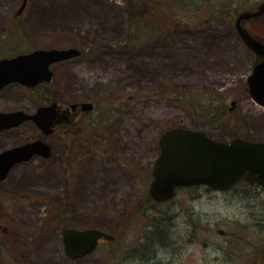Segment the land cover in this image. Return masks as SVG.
Returning <instances> with one entry per match:
<instances>
[{"label": "rangeland", "instance_id": "obj_1", "mask_svg": "<svg viewBox=\"0 0 264 264\" xmlns=\"http://www.w3.org/2000/svg\"><path fill=\"white\" fill-rule=\"evenodd\" d=\"M183 1L28 0L25 14L14 18L21 0H0V57L38 48L80 47L81 59L53 67L54 87L60 99L89 100L98 106L97 115L80 118L75 136L58 144L48 141L53 155L45 163L35 161L23 170L43 173L38 190L43 204L38 209L45 239L42 256L31 264H118L121 240L127 252L137 248L142 254L169 238H174L173 245L175 239H188L183 264H264V194L245 182L228 191L182 188L173 205L152 206L148 216L135 212L125 236L117 237L122 202L126 211V205L148 199L149 173L164 131L202 130L226 142L245 128L249 140L264 139V113L257 120L245 116L244 124L241 97L233 91L250 63L242 60L243 50L236 55L231 47V24L210 12L220 9L219 15L231 16V7H224L231 0L205 1L202 11L199 0ZM101 5L107 14L99 12ZM195 18L199 23H184ZM235 98L238 109L231 113ZM44 100L42 94L12 87L0 93V109L32 111ZM201 102L216 106L207 108ZM208 111L218 117L210 118ZM174 215L179 216L175 222ZM149 216L168 218L176 236L172 230L166 234L162 225V231L143 229L152 223ZM196 220L202 233L192 238L189 228ZM68 227L101 229L115 239L71 262L65 258L61 236ZM160 258L165 262L169 257Z\"/></svg>", "mask_w": 264, "mask_h": 264}, {"label": "flooded vegetation", "instance_id": "obj_2", "mask_svg": "<svg viewBox=\"0 0 264 264\" xmlns=\"http://www.w3.org/2000/svg\"><path fill=\"white\" fill-rule=\"evenodd\" d=\"M28 5V2H27ZM27 5L24 10L17 14V10L14 13V18L22 17L27 9ZM264 6V0H231V47L234 49L236 55H240L243 50V59H247L250 63V67L248 73L245 77L235 83L233 86V91L235 92L234 96L236 98H240L239 105L237 104V99L235 98L231 102V113L236 111L237 105L239 107V112L241 113V118L244 120V124L248 123L245 118L247 116L250 119H258V116L264 113V106L258 105L252 98L251 92L252 89L249 84V77L252 75L254 67L264 63V9L261 12V8ZM217 10H213V12ZM245 36L250 39L248 41L245 39ZM253 43H258L261 46L260 52H257L252 48ZM135 46V45H133ZM73 48V47H69ZM80 49V47H76ZM81 50V49H80ZM32 51V50H31ZM30 52V51H28ZM26 53V52H25ZM20 54V53H18ZM16 54V55H18ZM13 55V56H16ZM13 56H2V58H9ZM80 56V55H79ZM76 57L67 61H62L51 65V70L53 72V67L58 64H64L69 62L78 61L81 57ZM86 61V59H84ZM83 64V63H81ZM80 64V65H81ZM235 76H234V78ZM56 81V75L53 72L52 78L49 82H42L35 87L28 88L20 84H9L0 89V93L10 89L12 87L18 88V90L24 92L38 93L42 94L45 97V100L34 106L32 111L27 110L25 107L18 108H2L0 112L7 113L12 111H23L26 114H34L39 108H55L56 116L55 120L49 127V131L43 129L42 122L37 123L33 120H26L19 127L4 130L0 132V154L4 151L24 146L28 143H33L36 141H42L49 147V156L47 158L42 157L41 155H33L31 159L19 162L14 164L6 173L5 177L0 180V264H31L32 259L35 258L36 262L38 261V257L42 256L43 249V218L42 213L39 212L38 207L42 206L43 201L38 198V190L42 188L40 175L43 173H39L36 170L30 171L28 174L24 173V169H26L27 165H30L32 162L39 161L41 163H45L52 155L51 147L48 141L51 139L53 143L58 144L60 141H64L68 139V137L75 136L77 133L75 131L76 124L79 122L80 118L83 115H90L92 112H95L97 115L98 106L96 102H90L89 100H76L74 102H70V100L60 99L58 93L60 90L54 87ZM83 81V80H82ZM86 80H84L85 82ZM238 81V80H237ZM243 97V98H242ZM244 99V100H241ZM88 104L89 106L85 107L83 104ZM248 103V104H247ZM88 108L87 110H84ZM252 108H259L261 111H256ZM241 127V126H240ZM245 129V128H244ZM242 129H239V133L234 137H238L241 139H247L244 136ZM249 131V129H248ZM48 132V134L46 133ZM160 141V137L158 139V143ZM252 141V140H251ZM260 141H264L260 140ZM157 156L155 158L154 164L157 158L160 155L159 144ZM151 166V171L149 173L150 180H153V167ZM29 179L30 183L28 185L22 186L18 184V182ZM150 181V183H151ZM245 182V181H241ZM239 182V183H241ZM149 183V185H150ZM246 183V182H245ZM249 184V183H247ZM203 186H192V187H182L183 189H200ZM251 189L258 188L260 192L264 194V186L260 185H252L248 186ZM182 188H176L174 192L173 198L164 202L154 201L149 195L148 199L144 202H139L136 204L131 203L129 206L126 205V211L123 209L125 207V203L122 202V205L119 208L120 213V222L118 223V236H125V229L127 227V223L129 219L134 218L135 212H141L146 215L148 212V208L160 207V206H170L173 205V199L176 196L178 190ZM148 193V189H147ZM195 197L196 199L198 198ZM262 209L260 220L261 223L264 224V199L261 202ZM184 208L183 206H181ZM41 215V216H40ZM174 222L179 219L178 215H174ZM152 219V223L147 222V225L143 228L146 230H159L162 231L160 225L164 227L166 234H171L176 236L175 229H171L168 226L167 219L162 217L149 216ZM148 217V219H149ZM199 218V217H198ZM58 219V216H57ZM187 219V218H186ZM183 218V222L186 220ZM160 222H163L159 224ZM173 222V224H174ZM49 225L51 224L50 219L47 222ZM54 223V220H53ZM52 226H54L52 224ZM66 229H77V230H85L88 228H72L68 227ZM185 229V228H184ZM65 230V229H64ZM61 232L62 243H63V252L65 254V258L71 262L75 260H81L96 251V249L101 245L102 242H112L115 239L113 236L112 240H104L100 239L98 241L96 249L83 257L73 258L65 249V243L63 239V231ZM101 230V229H98ZM183 230V228H181ZM190 236L192 238H196L197 235L201 236L202 226H199V223L195 222V227L192 228L190 226ZM195 233L193 234V231ZM103 231V230H101ZM105 232V231H104ZM108 233V232H107ZM146 239V237H143ZM177 238V237H176ZM174 238L167 239L168 242L166 244L158 241L154 243V246H158V248H150L149 250H142V254H139L141 250L137 248L130 249V253L127 252V248L125 243H120L119 248V259H117L118 264H133L134 261H137L139 264H183L184 262V252L187 250V238L182 242L177 243L178 240H174L175 245H173L172 241ZM166 240V239H165ZM182 240V238H180ZM157 241V240H156ZM164 246H169V250L165 249ZM138 254H137V252ZM136 252V254H135ZM161 254H165L169 257L165 262L160 258ZM58 264V262L56 263Z\"/></svg>", "mask_w": 264, "mask_h": 264}, {"label": "water", "instance_id": "obj_3", "mask_svg": "<svg viewBox=\"0 0 264 264\" xmlns=\"http://www.w3.org/2000/svg\"><path fill=\"white\" fill-rule=\"evenodd\" d=\"M22 0L17 14L26 7ZM264 6L261 8L263 11ZM245 39L250 41L248 37ZM252 48L262 49L258 43ZM80 50L37 49L11 58L0 59V89L9 84L28 88L52 78L51 65L78 57ZM251 98L264 106V63L255 66L249 77ZM85 107L88 104H83ZM85 108L84 110H87ZM55 108H39L34 114L23 111L0 112V132L19 127L26 120L42 122L43 129L55 120ZM48 134V132H46ZM160 155L153 167V181L148 188L149 196L157 202L174 196L176 188L205 186L218 191H227L241 180L264 186V141H250L234 137L227 142L209 138L205 132L186 128H172L160 136ZM49 156V147L42 141L4 151L0 154V180L16 163L31 159L33 155ZM113 237L97 229H65L63 239L66 251L79 258L92 253L99 239Z\"/></svg>", "mask_w": 264, "mask_h": 264}, {"label": "trees", "instance_id": "obj_4", "mask_svg": "<svg viewBox=\"0 0 264 264\" xmlns=\"http://www.w3.org/2000/svg\"><path fill=\"white\" fill-rule=\"evenodd\" d=\"M182 0H177V1H175V0H173V2H177V3H179L180 4V2H181ZM189 1V4H190V1L191 0H184L183 1V3H187ZM205 1H214V0H199L197 3H199V5L197 6V8H199L200 6V8H199V10H201L202 9V7H203V3H205ZM220 1V0H219ZM223 1V0H222ZM229 4H225V6L224 7H231V3H230V1L228 2ZM220 6V5H219ZM213 7L214 6H212V9H213ZM223 8V7H222ZM214 10H217L216 12L214 11L213 12V10H210V12H212V16H217V17H221V20H223V21H225L226 23H228V24H231V16H224L223 14H221V15H219L218 14V12H220V9L218 10V9H214ZM202 11V10H201ZM204 11V10H203ZM219 15V16H218ZM202 16V15H201ZM213 19H214V17H213ZM212 19V20H213ZM185 21H187V20H185ZM199 20H197L196 18L195 19H188V21L187 22H184L185 24H195V23H199L198 22ZM189 22V23H188ZM199 104V103H198ZM200 105H202V106H204V107H207V108H214L215 106H216V103H212V102H210V103H208V104H205V103H203V102H201L200 103ZM215 105V106H214ZM209 116H210V118L211 117H218V114L217 113H215V114H212V111H208V113H207ZM216 140V139H215Z\"/></svg>", "mask_w": 264, "mask_h": 264}, {"label": "bare ground", "instance_id": "obj_5", "mask_svg": "<svg viewBox=\"0 0 264 264\" xmlns=\"http://www.w3.org/2000/svg\"><path fill=\"white\" fill-rule=\"evenodd\" d=\"M85 4H87V3H85ZM84 6H85V5H84ZM101 7H103V6L101 5V6L99 7V9L101 10V11H99V12H103V15H104L106 12H104V10H102ZM60 13H61V11H57V10L54 12V14H55V15H58V16H60ZM74 13H77V12H74ZM91 13H92V14H93V13H96V15H97L96 10H95V11H94V10L91 11ZM106 14H107V13H106ZM89 15L91 16V14H89ZM78 19H79V18H78ZM78 21H79V20H78ZM115 26H117V25H115ZM117 27H118V26H117ZM111 28H112V27H111Z\"/></svg>", "mask_w": 264, "mask_h": 264}]
</instances>
